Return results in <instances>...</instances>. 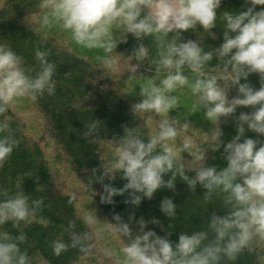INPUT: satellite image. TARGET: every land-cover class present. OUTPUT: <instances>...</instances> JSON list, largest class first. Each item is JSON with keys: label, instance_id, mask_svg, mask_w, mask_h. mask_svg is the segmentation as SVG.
<instances>
[{"label": "clouds", "instance_id": "clouds-1", "mask_svg": "<svg viewBox=\"0 0 264 264\" xmlns=\"http://www.w3.org/2000/svg\"><path fill=\"white\" fill-rule=\"evenodd\" d=\"M245 2L251 5L246 11L224 12V42L212 51H205L197 41L183 42L181 31L199 26L212 34L221 0H40L38 6L45 10L42 24L59 26L83 48L102 49L103 66L107 70H114L117 60L112 54L119 43L126 42L127 34L138 41L154 37L158 55L152 63L157 71L169 70L159 83L149 82L141 88V100L131 107L133 114L152 113L161 117L156 135L145 140L139 132L124 128L110 170L102 172L95 181L102 184L101 202L112 204L113 197L127 193L129 198L125 203L139 206L143 199L151 200L160 189L174 190L177 178L192 192L197 185L203 188L205 202L213 194H224L228 213L213 212L206 230L179 233L175 243L170 232L161 236L146 231L149 221L143 218L136 221L134 232L131 227L134 215L128 222L115 215L114 231L127 242L118 250L105 249L104 255L109 259L115 257L116 264H221L222 259L235 261L255 241L264 242V143L251 138L241 142L246 127L264 136V9L256 11L257 6H264V0ZM115 29L121 30L123 37L114 36ZM134 54L138 63L132 66V72L147 57L148 49L140 43ZM35 55L41 69L30 76L22 67V58L7 45L0 44V116L21 98L35 100L45 92L54 93L55 66L46 61L45 52L37 50ZM214 57L223 68L222 75L204 72ZM186 67L200 74L191 84L184 74ZM252 73L260 77L258 90L241 83ZM185 86L190 87L197 99L194 111L203 110L205 119L212 122L208 149L194 147L191 141L183 142L178 148L169 144L189 127L187 121L180 124L168 118L179 107L175 91ZM231 88L236 89L237 95L229 99ZM240 107L252 111L237 116ZM229 118L235 120L237 135L224 145L220 124ZM8 130L7 120L0 121V133ZM96 130L97 125L93 124L85 135ZM222 145L227 166L217 170L206 164L207 152L219 151ZM17 146L18 141L11 136L0 138V167ZM182 153L191 157L190 164L184 163ZM189 172L194 175L190 176ZM117 176L126 181L122 188L103 183L105 178L112 181ZM165 176L169 178L165 180ZM0 196L8 194L4 191ZM42 203L41 200L30 203L22 193L0 199V226L28 222ZM160 210L169 219L176 216V205L170 198L161 201ZM86 222L94 224L96 218L89 215ZM151 223L159 221L153 219ZM24 240L23 234L13 237L7 231H0V264H30L27 252L20 247ZM77 242L74 240L71 246L75 247ZM69 247L63 241L52 244L56 256Z\"/></svg>", "mask_w": 264, "mask_h": 264}, {"label": "trees", "instance_id": "trees-1", "mask_svg": "<svg viewBox=\"0 0 264 264\" xmlns=\"http://www.w3.org/2000/svg\"><path fill=\"white\" fill-rule=\"evenodd\" d=\"M39 3L40 0H0V44L7 45L22 58V67L30 76L41 69L35 55L37 50L45 52L46 61L55 66L53 94L45 92L35 100L21 98L0 116V121L6 119L9 123V130L0 133V138L11 136L18 141V146L0 167V192L8 194L0 199L22 193L30 203L43 202L28 222H8L0 226V231H7L13 237L24 235L20 247L27 252L30 264H116L115 257L109 259L104 252L105 249L118 250L127 242L114 231L117 214L125 222L134 215L135 220L131 222L134 232L136 221L143 218L149 221L146 231H155L161 236L170 232L174 243L178 242L179 233L206 230L213 212L226 215L224 194H213L205 202L203 188L197 185L192 192L179 178L174 190L160 189L151 200L143 199L139 206L125 203L129 198L127 193L113 197L112 204L101 202L102 184L95 181L102 172L110 170L124 128L139 132L145 140L156 135L161 117L152 113L133 114L131 107L141 100V88L149 82L159 83L169 70L157 71L152 63L158 55L154 37L138 41L131 34L126 35V42L119 43L112 54L117 60L114 70H107L103 66L102 49L77 45L70 33L59 26L45 27L42 24L45 10L39 8ZM250 6L245 0H221L213 35L197 26L195 30L181 31V40L197 41L205 51H212L224 42V12L238 14ZM262 9L264 6L256 7V11ZM113 34L117 38L124 35L118 29ZM140 43L147 47L148 54L137 71L132 72V66L138 63L134 50ZM204 72L222 75L223 68L214 57ZM184 74L189 84L200 75L187 67ZM241 83H248L256 90L261 86L256 73L250 74L247 81L242 79ZM174 95L179 107L170 112L168 118L180 124L187 121L189 127L169 144L178 148L183 142L191 141L194 147L208 149L213 125L205 119L203 110L194 111L197 99L190 87H178ZM228 95L229 99L236 96V89L231 88ZM251 111V108L240 107L236 115ZM93 124L97 125V130L85 135ZM220 127L226 145L237 135L235 120L222 121ZM244 138L264 143V136L247 127L241 142ZM224 145L219 151L207 152L208 166L217 170L227 166ZM181 155L186 165L191 163L187 153ZM188 174L194 175L193 172ZM169 176H165V180ZM103 183L122 188L126 181L117 176L112 181L105 178ZM164 198L172 199L176 205V216L171 219L160 210ZM89 215L96 218V223L86 222ZM153 219L159 223H151ZM74 240L78 242L72 247ZM56 241L69 244V250L56 256L52 249ZM221 264H264V242L255 241L235 261L222 259Z\"/></svg>", "mask_w": 264, "mask_h": 264}]
</instances>
